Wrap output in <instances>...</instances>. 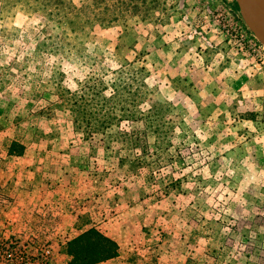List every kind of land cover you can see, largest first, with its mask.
Returning a JSON list of instances; mask_svg holds the SVG:
<instances>
[{"label":"rangeland","instance_id":"obj_1","mask_svg":"<svg viewBox=\"0 0 264 264\" xmlns=\"http://www.w3.org/2000/svg\"><path fill=\"white\" fill-rule=\"evenodd\" d=\"M250 42L264 47L237 0H0V175L44 178L36 226L72 228L32 263L47 245L69 262L95 228L118 255L116 238L138 256L168 244L179 262L264 264V52Z\"/></svg>","mask_w":264,"mask_h":264},{"label":"crops","instance_id":"obj_2","mask_svg":"<svg viewBox=\"0 0 264 264\" xmlns=\"http://www.w3.org/2000/svg\"><path fill=\"white\" fill-rule=\"evenodd\" d=\"M44 182V178L38 180L36 177L27 178V180L5 181L3 176L0 175V264H12L1 253V248L4 247L3 244L6 242L14 246L18 242L27 248L30 255H38L40 246L38 244L40 240L50 241L55 247L60 241L58 234H63L66 231L69 232L72 229L69 227L71 225L69 224V215H66L68 226L63 228V230L57 223L53 228L51 226L48 227L47 223L36 226L38 218L35 214H38V211L41 209L38 207L42 206L46 201H49L47 197L52 195L47 189L44 191L40 190L47 186L48 183L45 184ZM40 185L43 186L39 187ZM35 188L39 189L37 190ZM65 219L64 217L63 220L65 221ZM71 219L74 220V215L71 216ZM61 234L60 237L62 236ZM69 239L70 237L62 240L59 244H64ZM116 241L120 245V254L94 264H190L187 260L179 262L177 260L178 258L173 257V253H170L168 244L145 247L143 254L138 256L130 252L131 247L128 246V242L127 244H123L119 238H116ZM121 249L125 250L122 251ZM151 249L158 252V254L164 253L165 256L159 255L151 257L145 255L150 253ZM68 259L63 255L57 254V260H61V264H69Z\"/></svg>","mask_w":264,"mask_h":264},{"label":"trees","instance_id":"obj_3","mask_svg":"<svg viewBox=\"0 0 264 264\" xmlns=\"http://www.w3.org/2000/svg\"><path fill=\"white\" fill-rule=\"evenodd\" d=\"M90 90H95L94 87H89L87 89V93L88 95L91 93ZM117 93H119V91L117 90ZM88 97V96H86ZM95 95H93L94 99ZM87 100V98L82 97V102L81 100L79 102H76V105L78 106L77 109H75L77 111V113L79 114V119H86V122L88 124V130H93L94 126H92V120H94L96 118V113L98 109H94L95 111L92 112L91 110L93 109H88L87 106L86 108H81L82 103ZM87 103H85L86 105ZM129 111H131V109H129ZM93 113V115H92ZM135 113L133 114H126V115H120V117H134ZM121 119V118H120ZM120 119H118V122L116 124V126H119V122ZM114 119L111 118V122H113ZM119 130V127H118ZM122 133V132H121ZM160 136L161 133H158V129H157V142L156 145H160L162 143V141L159 142L160 140ZM131 137V136H128ZM133 138V137H131ZM137 140V139H136ZM134 138L131 141V145L135 146H140V142L136 141ZM15 145H22V144H18L17 142H13L12 144V150L10 151L13 154V146ZM22 148H24V146H21ZM145 150V151H144ZM143 153L144 155L147 154L146 152V148L144 147L143 149ZM19 152H21L19 150ZM67 252L69 255H71V259L69 261V264H94V263H98L100 261H104L106 259L112 258V257H116L118 255V250H119V246L118 244L109 239L108 237L104 236L100 231H98L95 228H90L86 231H84L83 233L79 234L78 236H76L75 238H73L69 243H68V247H67Z\"/></svg>","mask_w":264,"mask_h":264},{"label":"built area","instance_id":"obj_4","mask_svg":"<svg viewBox=\"0 0 264 264\" xmlns=\"http://www.w3.org/2000/svg\"><path fill=\"white\" fill-rule=\"evenodd\" d=\"M249 50L256 53L260 58L263 57L264 47L257 42L249 43ZM1 248L2 256L10 260L12 264H34L25 246L20 245L16 242V245H12L8 242L3 244ZM43 254V264H52L53 262V249L51 246L47 245L42 248Z\"/></svg>","mask_w":264,"mask_h":264},{"label":"water","instance_id":"obj_5","mask_svg":"<svg viewBox=\"0 0 264 264\" xmlns=\"http://www.w3.org/2000/svg\"><path fill=\"white\" fill-rule=\"evenodd\" d=\"M241 15L254 33L257 39L264 45V12L263 8L259 9L257 0H237Z\"/></svg>","mask_w":264,"mask_h":264},{"label":"bare ground","instance_id":"obj_6","mask_svg":"<svg viewBox=\"0 0 264 264\" xmlns=\"http://www.w3.org/2000/svg\"><path fill=\"white\" fill-rule=\"evenodd\" d=\"M257 2H258V6L257 7L259 9L263 8V10H264V0H257ZM260 13H262L264 15V12H260Z\"/></svg>","mask_w":264,"mask_h":264}]
</instances>
